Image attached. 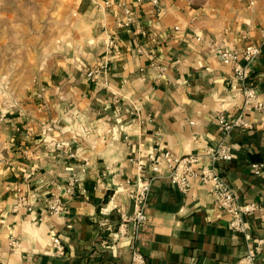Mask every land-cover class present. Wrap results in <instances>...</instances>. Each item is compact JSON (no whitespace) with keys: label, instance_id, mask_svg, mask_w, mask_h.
Masks as SVG:
<instances>
[{"label":"crops","instance_id":"obj_1","mask_svg":"<svg viewBox=\"0 0 264 264\" xmlns=\"http://www.w3.org/2000/svg\"><path fill=\"white\" fill-rule=\"evenodd\" d=\"M106 2H124L136 21L118 28L123 14ZM248 4L41 0L46 20L60 17L53 45L45 31L49 45L39 55L35 46L21 53L1 43L34 39L36 30H8L21 18L6 14L9 2L0 0V264H129L131 224L125 237L118 227L132 215L137 177L149 175L164 152L215 148L223 139L220 114H243L251 128L226 137L233 160L215 167L240 203L264 208V171L252 169L264 165V114L244 106L240 82L219 57L258 45L250 76L264 100V0ZM104 60L105 81L90 82L85 71ZM210 164L201 158L195 170ZM165 173L151 185L137 244L145 264H237L259 240L256 264H264V211L247 217L244 234L234 233L209 186L193 180L183 194ZM71 178L75 194L64 198L61 214H50L46 201ZM22 197L27 207L16 206Z\"/></svg>","mask_w":264,"mask_h":264},{"label":"built area","instance_id":"obj_2","mask_svg":"<svg viewBox=\"0 0 264 264\" xmlns=\"http://www.w3.org/2000/svg\"><path fill=\"white\" fill-rule=\"evenodd\" d=\"M143 1L136 0L137 3ZM147 1L154 8H157L159 5V0ZM248 2V6L252 7L255 5L256 0H248ZM111 7L120 9L123 14L122 18L116 19L118 28H129L136 21L137 13L128 8L124 2L105 3L106 9H111ZM115 16L118 17L116 14ZM113 40L109 37L108 47H113ZM262 44H264V35ZM259 54L260 47L249 44L241 52H219V57L222 62L230 64L234 78L240 82L244 106L252 107L264 114V100L260 99L257 88L250 76V65ZM109 70V62L104 60L86 70L85 76L93 83L104 82ZM217 124L223 135V139L218 142L215 148H207L202 155L188 154L181 157H175L168 152H164L161 154L160 160L151 166V173L149 175L145 176L140 173L137 177L134 190L130 194V198L133 201L132 215L130 218L122 216L118 227L120 237H125L128 234L127 224H131L128 245L130 252L129 264H145L143 256L137 249V244L140 233L147 222L146 209L151 185L155 179L162 176V169L166 171L165 177L183 194L189 191L193 180H198L201 184L209 186L214 206L228 216V227L234 233L244 234L247 217L255 212L264 211V208L255 203H240L236 192L220 177L215 167L217 162L233 160L231 150L225 143L226 137L234 129H250L251 125L246 121V117L243 114H239L232 120L220 114L217 117ZM204 157L209 159L211 164L204 167L200 172H197L195 166ZM252 169L259 174L264 171V165L253 164ZM76 184V179L71 178L63 188L62 194L51 195L46 201L50 214L59 215L62 213L64 198L75 194ZM16 206L27 207V199L24 197L20 198ZM262 242V240L256 241L254 246L247 251L237 264H256ZM10 244L15 246L16 242L11 241ZM56 244L58 254L63 255L64 248L60 244Z\"/></svg>","mask_w":264,"mask_h":264},{"label":"rangeland","instance_id":"obj_3","mask_svg":"<svg viewBox=\"0 0 264 264\" xmlns=\"http://www.w3.org/2000/svg\"><path fill=\"white\" fill-rule=\"evenodd\" d=\"M9 2V5L5 8L6 14H15L19 15L21 18V22H17L14 24H8V30L15 31L14 34H21L23 35L25 33L26 36H28L29 31L36 30V37L34 39H24V38H6L5 40H2L1 43L7 46V48H15L16 50H19V52L24 53L26 51H23L24 48H28L29 46H35L37 53L42 52V49L45 47H48L49 40L47 45L45 46V38L43 37V34L45 31H52L53 34V40L52 45L54 43V37L57 35L59 29V15L54 12L53 19L46 20L45 19V10L43 7H41L40 1L41 0H6ZM17 2L20 3L19 7L17 6ZM56 4V2H54ZM56 7V11H58ZM55 11V6H54ZM25 16H36L37 21L29 22L28 19H24ZM18 32V33H17ZM59 33V32H58ZM29 42H31L29 44ZM29 44V45H28ZM18 52V51H17ZM10 54L7 56V62L9 63V67L12 68V57L13 54L10 51ZM16 90L19 88H15Z\"/></svg>","mask_w":264,"mask_h":264}]
</instances>
